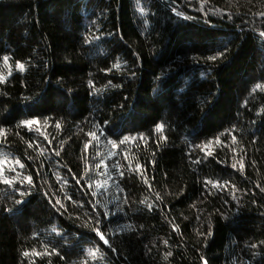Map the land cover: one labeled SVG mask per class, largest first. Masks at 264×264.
Masks as SVG:
<instances>
[{
    "label": "trees",
    "instance_id": "16d2710c",
    "mask_svg": "<svg viewBox=\"0 0 264 264\" xmlns=\"http://www.w3.org/2000/svg\"><path fill=\"white\" fill-rule=\"evenodd\" d=\"M261 31L264 0H0V264H264Z\"/></svg>",
    "mask_w": 264,
    "mask_h": 264
},
{
    "label": "snow or ice",
    "instance_id": "6c2138e0",
    "mask_svg": "<svg viewBox=\"0 0 264 264\" xmlns=\"http://www.w3.org/2000/svg\"><path fill=\"white\" fill-rule=\"evenodd\" d=\"M259 35H260L261 37H264V31H261V32L259 33ZM209 59L214 60V59H216V57H215V56H212V57H209ZM33 122H34V121H29L28 123H33ZM85 147H87V145H86ZM17 163H19V162H17ZM20 166L23 167L22 164H21ZM23 179H24V181H26L29 185L32 184V178H31V177L26 176V177H24ZM3 183H5V184H10V183H12V181L4 180ZM57 203H59V201H57ZM94 211H95V210H94ZM102 215H107V214H102ZM100 222H101V221H100L99 219H97L96 223L99 224ZM93 231L96 232V234L99 236L100 240L104 241V243H105L106 245L109 243V241H108L107 239H105V236H104L103 234H101V232L99 231V229H93ZM253 247H255V245H253ZM201 260L203 261V260H204V257H201ZM204 264H207V262L205 261Z\"/></svg>",
    "mask_w": 264,
    "mask_h": 264
}]
</instances>
